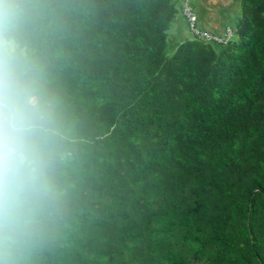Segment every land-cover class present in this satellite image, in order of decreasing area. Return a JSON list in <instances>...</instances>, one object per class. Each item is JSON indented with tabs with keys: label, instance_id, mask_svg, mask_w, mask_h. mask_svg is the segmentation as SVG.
Wrapping results in <instances>:
<instances>
[{
	"label": "trees",
	"instance_id": "obj_1",
	"mask_svg": "<svg viewBox=\"0 0 264 264\" xmlns=\"http://www.w3.org/2000/svg\"><path fill=\"white\" fill-rule=\"evenodd\" d=\"M180 16L177 0H27L70 154L29 264H264V0H243L226 45L172 43Z\"/></svg>",
	"mask_w": 264,
	"mask_h": 264
},
{
	"label": "clouds",
	"instance_id": "obj_2",
	"mask_svg": "<svg viewBox=\"0 0 264 264\" xmlns=\"http://www.w3.org/2000/svg\"><path fill=\"white\" fill-rule=\"evenodd\" d=\"M27 0H0V264H29L65 195L68 135L21 36Z\"/></svg>",
	"mask_w": 264,
	"mask_h": 264
},
{
	"label": "crops",
	"instance_id": "obj_3",
	"mask_svg": "<svg viewBox=\"0 0 264 264\" xmlns=\"http://www.w3.org/2000/svg\"><path fill=\"white\" fill-rule=\"evenodd\" d=\"M178 4L181 6L184 0H177ZM195 1V0H193ZM201 8H204V13H200L199 19L207 15V17L202 21V26L206 28L205 30L215 33H224L226 28H233L236 26L239 20L242 4V0H196ZM206 7V8H205ZM200 8V9H201ZM224 10V11H222ZM220 12H225V16H221ZM232 13V14H230ZM233 15V16H232ZM235 16V18H234ZM220 17H222L220 19ZM232 17V19H231ZM177 21H181V25H178L176 32L172 30L170 41L172 43L179 44L188 37H192L190 30H188V25L185 24V19L179 17ZM233 21V22H232ZM175 45V46H176Z\"/></svg>",
	"mask_w": 264,
	"mask_h": 264
},
{
	"label": "built area",
	"instance_id": "obj_4",
	"mask_svg": "<svg viewBox=\"0 0 264 264\" xmlns=\"http://www.w3.org/2000/svg\"><path fill=\"white\" fill-rule=\"evenodd\" d=\"M181 14L187 22L188 28L193 37H197L207 43L228 44L233 38L234 30L226 28L221 35L214 34L210 31L203 30L199 27V17L195 8L190 4V0H184L181 4Z\"/></svg>",
	"mask_w": 264,
	"mask_h": 264
},
{
	"label": "rangeland",
	"instance_id": "obj_5",
	"mask_svg": "<svg viewBox=\"0 0 264 264\" xmlns=\"http://www.w3.org/2000/svg\"><path fill=\"white\" fill-rule=\"evenodd\" d=\"M242 2H243V0H242ZM242 2L240 3V4H242ZM190 4L195 8V11L197 12V14H198V17H199V15H200V13H204L203 11H204V8H201L200 6H199V3H198V1H193V0H190ZM201 8V9H200ZM206 8V7H205ZM222 11H224V10H222ZM220 14H221V16L223 17V16H225V12H220ZM230 14H232V13H230ZM233 16V15H232ZM207 17V15H204V17H202V18H200L201 20H204L205 18ZM222 17H220V19L222 18ZM234 18H235V16H234ZM200 19H199V27L201 28V29H203V30H205L206 28H204L202 25V21H200ZM231 19H232V17H231ZM233 22V21H232ZM182 23H181V21H176L174 24H173V26H172V28H173V31L174 32H176V30H177V28H178V25H181ZM185 24L187 25V22H185ZM188 30H189V28H187ZM172 30V29H171ZM170 30V31H171ZM213 33V32H212ZM170 34H171V32H170ZM214 34H217V35H221L222 33H215L214 32ZM234 38V37H233ZM232 38V39H233Z\"/></svg>",
	"mask_w": 264,
	"mask_h": 264
}]
</instances>
